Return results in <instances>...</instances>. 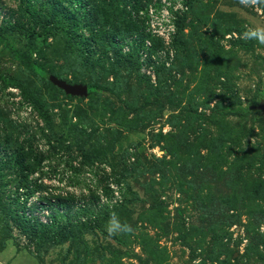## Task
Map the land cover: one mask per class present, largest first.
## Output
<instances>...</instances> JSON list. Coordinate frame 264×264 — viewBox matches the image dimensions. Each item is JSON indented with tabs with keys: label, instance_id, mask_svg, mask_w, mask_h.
I'll return each mask as SVG.
<instances>
[{
	"label": "rangeland",
	"instance_id": "obj_1",
	"mask_svg": "<svg viewBox=\"0 0 264 264\" xmlns=\"http://www.w3.org/2000/svg\"><path fill=\"white\" fill-rule=\"evenodd\" d=\"M103 3L0 0V264H264V116L247 107L264 97V42L250 35L264 29V2L185 0L170 39L167 2L128 5L135 25L105 22ZM28 5L57 12L61 27H38L22 59L28 25L5 28L30 23ZM48 71L88 94L45 84ZM13 80L43 88L51 122ZM8 119L22 125L12 144ZM115 203L106 221L62 242L51 233L43 247L39 229L17 217L80 223Z\"/></svg>",
	"mask_w": 264,
	"mask_h": 264
},
{
	"label": "trees",
	"instance_id": "obj_2",
	"mask_svg": "<svg viewBox=\"0 0 264 264\" xmlns=\"http://www.w3.org/2000/svg\"><path fill=\"white\" fill-rule=\"evenodd\" d=\"M132 1L134 0H103V5L106 10V17L107 20L105 22L112 21L116 18H119V24H123V23H133L134 20L132 19V15H131V11L128 10V5H131L132 3V7L135 8H140L142 7V2L143 0H135L136 3H133ZM147 2H151V0H145V3ZM56 10H61L62 7L60 5V3L56 4ZM27 10L30 13V17H31V22L30 23H23V22H18V23H9V25L5 28V30L11 31V30H16V29H23L25 25H28V28L25 29V34L28 37V48L26 51L23 52H19L18 56L22 59L25 58H30L31 57V52L30 50L35 49L36 47V31L37 28H41L43 31L50 33V34H59V29H60V22L57 19V12L52 11L50 14L49 13H43V10H37L36 7L28 5L27 6ZM96 13V12H95ZM94 13V16H96L97 18V14ZM119 24H115L113 25V34L112 35H120V31H121V26H119ZM134 24V23H133ZM135 25V24H134ZM137 26V25H136ZM115 27V28H114ZM134 26L131 27H127L126 31H129L130 29H132ZM138 27H136L134 30L137 31ZM142 35V34H141ZM124 36V35H123ZM114 38V36H113ZM75 42V40L71 39L69 40L68 43V48L71 50V46L72 44ZM179 43L178 39H175L174 41V45L176 46ZM112 48L114 50H118L117 46L114 44V42H111ZM79 53H80V49H78ZM135 56H138V51L136 52V55L134 54V52H129L128 54L124 55V59L125 61H127L130 64H134L135 61ZM25 61V60H23ZM45 70V69H44ZM50 72L51 75L57 76L58 78L63 79V76L61 74H57L54 71H48ZM43 80L45 81V84H49L51 87H58L57 85H55L51 80L50 77H44ZM18 83V84H17ZM13 84L19 86L22 88V96L24 97L25 100L31 101L32 104L36 105V107H38L39 109V113L41 114V116L46 120V122H51V116L48 112V108L45 107L44 103H43V88H38L36 85H34V88L31 89V87L28 84H21L19 82H16L13 80ZM59 88V87H58ZM61 89V88H59ZM64 93L65 91L63 89H61ZM90 93H93L97 90H99V87L94 86V85H90ZM1 117H0V121H1ZM51 120V121H50ZM4 123V130L7 131V136L4 137V140L8 143L11 142V137L10 134L13 133L14 128H21V124L20 126L14 122V121H10V119L3 121ZM50 129V128H49ZM12 144V143H10ZM81 150H84V145L81 146ZM19 152V151H18ZM17 152V153H18ZM13 154L10 157L14 158V160L17 162V164H20V166L18 168H21L22 165V169H26L24 171V173H29L30 170V164H25L24 163V156L23 153L22 154ZM20 155V156H19ZM22 155V157H21ZM8 158L7 163H5V165H7V167L9 166H13V159L12 158ZM41 160L34 159V161L32 162V169H36V167L40 164ZM87 163H89L90 161H86ZM91 164V163H90ZM128 166V165H127ZM129 167H127L126 169H128ZM31 169V170H32ZM28 178V177H27ZM124 179H120L117 176L114 178V180H112L111 183H115L117 186L123 182ZM22 184H24V187L26 188V190L30 193L33 192V189L31 188V185L28 184V179H24L21 178ZM24 182V183H23ZM125 182V181H124ZM22 187V186H21ZM20 187V188H21ZM22 189V188H21ZM19 190V189H18ZM104 194L106 196H111L114 194V189L111 187V185H109V182L107 184H105L104 186ZM122 208V204L119 203H115V204H107L105 205L101 211H99L96 215H94V213L87 218L85 221L77 223V222H70L67 221L66 224L61 225L60 223H58L59 219L56 218V216H53V218L51 219L50 223H43L42 221H40L39 219H35L34 218H30L27 217L25 214H20L17 213V217L18 219L21 221V223H23L24 225H31L33 227V230H37L39 229V235L37 237H40V241H39V245H41L43 247L44 243L46 242V244L48 243L47 240L48 239V235L51 233H54L55 235H53V240L56 239L55 241H66L69 239L73 238V232H72V228H79L80 230L86 231L88 229H90L91 227L94 228L95 226H97L98 223L104 222L108 219V217H110V215H112V213H116L117 211H119ZM94 215V216H93ZM33 217V216H32ZM51 237V236H50ZM49 237V238H50ZM58 243V242H55Z\"/></svg>",
	"mask_w": 264,
	"mask_h": 264
},
{
	"label": "water",
	"instance_id": "obj_3",
	"mask_svg": "<svg viewBox=\"0 0 264 264\" xmlns=\"http://www.w3.org/2000/svg\"><path fill=\"white\" fill-rule=\"evenodd\" d=\"M50 80L59 88L63 89L67 94L73 96H86L89 92L88 85L86 84L70 83L54 75H50ZM247 107L251 110L260 111L261 115L264 116V97H261L258 103L248 104Z\"/></svg>",
	"mask_w": 264,
	"mask_h": 264
},
{
	"label": "built area",
	"instance_id": "obj_4",
	"mask_svg": "<svg viewBox=\"0 0 264 264\" xmlns=\"http://www.w3.org/2000/svg\"><path fill=\"white\" fill-rule=\"evenodd\" d=\"M163 1L167 2V5L171 6L170 7L171 11L167 9V11L170 12L171 18L169 19L167 25L168 29L166 31V34L164 35V33H162V35L167 39H170V36H172L176 30L175 21L179 17V14L182 13V11L187 8V5L185 3V0H163Z\"/></svg>",
	"mask_w": 264,
	"mask_h": 264
},
{
	"label": "clouds",
	"instance_id": "obj_5",
	"mask_svg": "<svg viewBox=\"0 0 264 264\" xmlns=\"http://www.w3.org/2000/svg\"><path fill=\"white\" fill-rule=\"evenodd\" d=\"M258 2H264V0H251L252 4H256ZM250 35L253 38H258L261 42H264V29L251 30ZM122 229L124 231L130 230V228L126 225L122 226ZM109 232L112 233V228L109 229Z\"/></svg>",
	"mask_w": 264,
	"mask_h": 264
}]
</instances>
